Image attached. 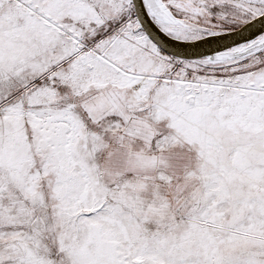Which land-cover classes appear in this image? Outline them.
Returning <instances> with one entry per match:
<instances>
[{
	"label": "snow or ice",
	"instance_id": "6c2138e0",
	"mask_svg": "<svg viewBox=\"0 0 264 264\" xmlns=\"http://www.w3.org/2000/svg\"><path fill=\"white\" fill-rule=\"evenodd\" d=\"M0 264H264V0H0Z\"/></svg>",
	"mask_w": 264,
	"mask_h": 264
}]
</instances>
